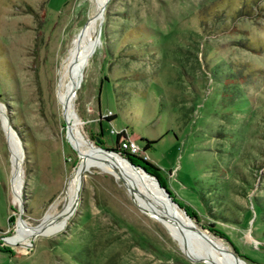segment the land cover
<instances>
[{
    "label": "rangeland",
    "instance_id": "1",
    "mask_svg": "<svg viewBox=\"0 0 264 264\" xmlns=\"http://www.w3.org/2000/svg\"><path fill=\"white\" fill-rule=\"evenodd\" d=\"M107 1L0 0V264H209L103 166L77 189L122 131L205 253L264 264V0Z\"/></svg>",
    "mask_w": 264,
    "mask_h": 264
},
{
    "label": "bare ground",
    "instance_id": "2",
    "mask_svg": "<svg viewBox=\"0 0 264 264\" xmlns=\"http://www.w3.org/2000/svg\"><path fill=\"white\" fill-rule=\"evenodd\" d=\"M91 42H92V39L89 38L83 48L82 53L80 54L77 67L75 64L74 68L76 67V69H79V67H82L83 54L88 49L89 45L91 46ZM78 74L79 73H75L74 78L71 81V84L68 86V91H67L68 98L71 97L70 91L72 92L77 86L75 85V82L79 78ZM65 100H66V96H65ZM66 105H67V110L69 111L68 103H66ZM71 142L73 143L72 140ZM20 150H21L20 148H17L16 150L17 151V156L15 159L16 165H19L20 160H21ZM77 151L79 152L80 155H82L83 153H86L84 150H80L78 148H77ZM95 164L103 166L104 168L111 171L118 180L125 181L129 188L130 193L139 200V203L145 209V211L148 214L153 215L159 221H161L165 225V227H167L173 234H175L176 237L184 244L185 248L187 249L189 255L192 258H196V256L198 258L201 257L200 259L208 260L209 264H219L220 262L224 260L223 258H211L207 253L204 252L201 243L197 240L198 235L195 229L193 228V226L191 225V222L189 218L187 217L186 213L184 212L185 215L181 213L179 207L173 204L172 201L168 199V197L161 191V189L158 188L157 185L155 186L154 184H151V185L147 184L149 182L146 179L147 176L144 177L142 173L139 172L142 179L145 182L144 183L143 181L137 179L133 175L132 172H138V171L133 170L128 163L120 160L119 158H115L113 156L107 155L105 153H103V155H100L95 152H90L88 154H85L82 159L81 168H83V170L86 171L90 167L95 166ZM81 170L82 169L78 171L79 184H80ZM20 190H21V186H20ZM154 191H155V194L156 193L157 194L155 196L153 194V196L155 197V199L160 201L161 205H158L155 201L149 199L148 194L154 193ZM70 201L71 203H69L68 205V214L66 215V218L64 222L62 223V225L52 232L41 233V234L49 235L63 228V226L66 224L71 214L73 199H71ZM21 231L36 233L37 230L31 227L22 225Z\"/></svg>",
    "mask_w": 264,
    "mask_h": 264
},
{
    "label": "trees",
    "instance_id": "3",
    "mask_svg": "<svg viewBox=\"0 0 264 264\" xmlns=\"http://www.w3.org/2000/svg\"><path fill=\"white\" fill-rule=\"evenodd\" d=\"M124 141H136V139L132 136H128L127 133L122 131L118 133L116 136L115 146L112 148H106L105 150L107 151V153L112 154L113 157L119 158L120 160L130 165L134 166V164H137V162H139L143 170L147 171L148 168H151L154 171H159V168L155 164L147 160L146 158L131 154L129 151L121 149V143ZM154 142L155 141L152 140H146V145L144 149L145 150L149 149ZM0 250L3 252H11L10 250H3L1 248Z\"/></svg>",
    "mask_w": 264,
    "mask_h": 264
},
{
    "label": "built area",
    "instance_id": "4",
    "mask_svg": "<svg viewBox=\"0 0 264 264\" xmlns=\"http://www.w3.org/2000/svg\"><path fill=\"white\" fill-rule=\"evenodd\" d=\"M121 149L129 151L131 154L138 155L141 147L136 141H124L121 143Z\"/></svg>",
    "mask_w": 264,
    "mask_h": 264
},
{
    "label": "water",
    "instance_id": "5",
    "mask_svg": "<svg viewBox=\"0 0 264 264\" xmlns=\"http://www.w3.org/2000/svg\"><path fill=\"white\" fill-rule=\"evenodd\" d=\"M109 1V0H108ZM107 1V2H108ZM1 115H2V117H4L5 119V123H7V125H8V127H9V130H10V132H11V134L13 135V129L11 128V126H10V124H9V121H8V119H7V117H6V115L3 113V112H1ZM19 144H16L15 145V147L16 148H19ZM105 154H107V155H112V154H109V153H107V151H105ZM83 173H84V170L82 169L81 170V174H80V180H82L83 179ZM79 187H80V184H79V186L77 187V189H79ZM159 189H161V188H159ZM166 195H167V197H168V199H170L169 198V196H168V194L167 193H165ZM173 203V202H172ZM72 211H74V209L72 208ZM189 218V217H188ZM194 228V227H193ZM195 229V228H194ZM196 231V230H195ZM197 232V231H196Z\"/></svg>",
    "mask_w": 264,
    "mask_h": 264
}]
</instances>
